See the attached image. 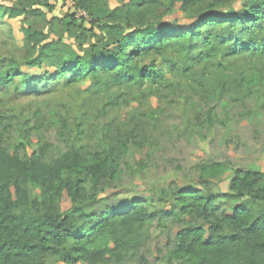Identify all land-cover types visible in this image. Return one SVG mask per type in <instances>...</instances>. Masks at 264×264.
<instances>
[{
	"label": "trees",
	"instance_id": "1",
	"mask_svg": "<svg viewBox=\"0 0 264 264\" xmlns=\"http://www.w3.org/2000/svg\"><path fill=\"white\" fill-rule=\"evenodd\" d=\"M72 1L95 19L92 25L101 24V37L91 27L87 39L94 41L75 52L60 37L63 32L76 37L77 28L84 34L83 19L51 18L47 35L56 39L28 27L22 63L0 60V93L15 79L22 86H52L23 107L0 102V264H264L263 172L235 169L225 194L207 190L209 177L223 171L218 163L203 166L193 184L158 189L148 197L118 203L108 194L122 167L129 166L130 154L143 153L157 136L115 123L121 100L113 90L157 85L160 74L143 61L160 55L177 30L145 27L137 20L138 8L161 0H133L134 6L112 11L106 0ZM165 1L169 9L180 1L184 7L195 2ZM25 13L0 6V22ZM189 28L184 31L189 41L203 47L225 44L233 53L264 55V0H253L248 11L211 5ZM20 66L37 72H21ZM257 84L242 78L236 90H246L259 104L264 92ZM213 117L214 110H208L209 123ZM33 141L38 152L29 155ZM148 223L160 230L179 226L151 263L140 240L148 239L143 230ZM102 241L108 246L98 249Z\"/></svg>",
	"mask_w": 264,
	"mask_h": 264
},
{
	"label": "rangeland",
	"instance_id": "2",
	"mask_svg": "<svg viewBox=\"0 0 264 264\" xmlns=\"http://www.w3.org/2000/svg\"><path fill=\"white\" fill-rule=\"evenodd\" d=\"M252 1L195 0L186 7L180 1L169 9L168 1L161 0L137 9L140 24L174 28L178 34L176 38H168L160 55H152L143 61V65L152 66L153 71L160 74L157 85L145 83L137 88L130 84L123 86L122 91L118 88L113 90L121 100L115 123L123 129L137 126L144 133H150V138L157 135L152 143L154 145L144 148L143 153L148 156L145 157L141 151L130 154L127 159L129 166L122 167L124 173L121 179L108 191V194L115 195L118 203L148 197L158 189L193 184L200 177L203 166L216 163L224 167L217 178L209 177L207 190L211 193H229L235 169L264 173V94L256 104L258 102H254L246 90H236L237 82L244 78L255 79L258 89L264 92V55L244 50L233 53L225 44L203 47L189 41L184 33L190 29L196 16L206 12L211 5L218 7L219 11H248ZM132 2L106 0L110 11L122 10ZM0 6L26 12L25 18H4L6 22H0L2 61L15 59L22 63L21 56L26 53L23 48L26 45L24 31L28 27L49 40L56 39L54 35H47V22L51 18L63 19L73 14L76 20L83 19L81 21L85 22L87 30L84 34L77 28L74 30L76 37L66 32L60 37L75 52H78V45L84 49L87 40L94 41L93 38L87 39L91 27L94 28L91 31L93 35L102 36L101 29L97 28L101 24L92 25L95 19L78 10L72 0H0ZM20 69L21 72H37L24 66ZM51 87L49 83L45 86L38 82L22 86L15 79L11 88L1 91L0 102L5 107H23L28 100H33L35 94L51 90ZM87 87L88 84L82 85L80 89ZM208 110H214L213 123L207 120ZM165 128L171 131L160 136V131ZM35 152H38V146L33 141L28 147V154ZM138 161L144 165L138 166ZM178 229L175 223L164 230L158 229L154 223L145 225L143 230L149 236L146 240L140 237V240L142 243L145 241L146 258L150 263L159 259L157 252ZM106 246L108 244L102 241L98 249Z\"/></svg>",
	"mask_w": 264,
	"mask_h": 264
},
{
	"label": "crops",
	"instance_id": "3",
	"mask_svg": "<svg viewBox=\"0 0 264 264\" xmlns=\"http://www.w3.org/2000/svg\"><path fill=\"white\" fill-rule=\"evenodd\" d=\"M3 22H6V21H4V20H2Z\"/></svg>",
	"mask_w": 264,
	"mask_h": 264
}]
</instances>
